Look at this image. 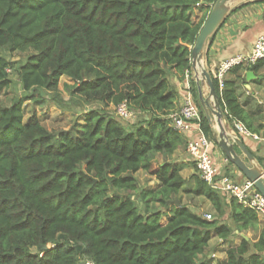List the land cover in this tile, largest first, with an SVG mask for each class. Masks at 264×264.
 Returning <instances> with one entry per match:
<instances>
[{
    "label": "trees",
    "instance_id": "1",
    "mask_svg": "<svg viewBox=\"0 0 264 264\" xmlns=\"http://www.w3.org/2000/svg\"><path fill=\"white\" fill-rule=\"evenodd\" d=\"M215 1L0 0V93L14 68L1 53L9 46L32 51L15 70L38 105L66 76L70 93L86 102L126 101L134 113L151 114L127 128L117 114L89 108L80 125L50 130L35 113L25 120L22 100L0 107V264H264V224L254 209L227 199L198 169L187 180L183 164L150 158L186 147L167 115L177 108L178 82L191 73V49ZM197 8L204 13L194 21ZM214 85L229 123L240 120L258 133L236 80L222 91ZM140 169L159 187L141 186ZM180 192L208 200L215 218L183 203ZM161 208L170 212L165 224ZM249 230L259 231L257 239L244 236ZM236 231L240 242L214 263L212 237L227 242Z\"/></svg>",
    "mask_w": 264,
    "mask_h": 264
},
{
    "label": "crops",
    "instance_id": "2",
    "mask_svg": "<svg viewBox=\"0 0 264 264\" xmlns=\"http://www.w3.org/2000/svg\"><path fill=\"white\" fill-rule=\"evenodd\" d=\"M236 7H238V9L229 15L227 20L207 43L204 65L210 72L222 60L231 58L239 53H250L253 42L257 36L264 33V1L246 0ZM249 71L253 70H231L227 73L226 80H236L240 101L245 106L248 121L254 128H260L258 133L253 132L256 136H243L242 138L248 148L253 152L256 161L264 168V65L260 67L257 72L253 71L254 75H251V78L247 77ZM190 80V75L187 73L184 82H178L180 97L176 105L177 107L181 106L185 99L192 98L190 91L191 87L189 86ZM228 124H230L229 121ZM214 127L215 125L212 128ZM183 134L188 140L192 135H196V132H186ZM233 136L234 133L231 128V132L229 133L231 140ZM211 143L213 152L220 151L219 157H216L214 153L213 155L216 163L220 166V173L224 174L228 169L226 167L228 163L224 162L225 154L222 152L221 148L217 147L213 142ZM238 152L240 153L239 149ZM172 156V160L184 164L185 168L182 170V175L184 170L191 171L190 174L193 173L192 168L188 167L191 161L187 155L186 147L177 149ZM235 173H239V171L236 169ZM195 199L201 200V203L195 207L196 211L206 214L204 206L209 207L208 209H212L210 202L202 196L195 197ZM246 235L250 237L248 234ZM241 236L242 233L236 231L231 238V240L234 241L232 244H238ZM214 237L216 236H213L212 239ZM219 244H221L222 247L219 257L220 260H223L226 256L225 251L229 245H227L228 242H223L220 239Z\"/></svg>",
    "mask_w": 264,
    "mask_h": 264
},
{
    "label": "rangeland",
    "instance_id": "3",
    "mask_svg": "<svg viewBox=\"0 0 264 264\" xmlns=\"http://www.w3.org/2000/svg\"><path fill=\"white\" fill-rule=\"evenodd\" d=\"M240 3L242 2L235 3L233 7L235 8ZM203 13H204V10H200L197 8L193 14L194 21L199 20L202 17ZM1 53L3 56H5L7 59H9L10 61L14 63V68H12V70L10 69L9 78L11 82H10L9 87L0 93V107L10 106L11 104L22 100L25 120L35 113L39 117L41 122L50 130L69 129L76 125H80L81 123L84 122V114L89 108L103 109L118 118V116L115 113L114 104L110 103L109 105H106L104 102H99V101L86 102L83 99H81L79 96L72 95L70 91L67 89L66 84H72L73 81L66 76L61 77L58 91L44 92L45 98L47 100V104H45V106H41V105L36 104L33 101H30L26 97L27 93L23 89L22 83L20 81L17 71L15 70V67L20 62L26 61L29 55L32 53V51L31 50L11 51L9 46H5L2 49ZM190 74H191V79L193 80V82L190 80V85H189L191 87L190 89L191 96H192L193 101L201 107L200 100H199L198 87H197L195 80L192 78L193 75L195 74V71L193 68L191 70V73H189V75ZM205 90L207 91V88ZM150 116H151L150 113L143 112V113H134V116H132L130 119H120V118L119 119L127 128H131L133 127V124L135 125L138 122L145 121L146 119H149ZM213 118L215 119L214 116ZM223 122H224V126L229 135V133L231 132L232 125L228 124V121L226 120V118L224 119ZM215 130L216 132L220 131L217 123H215V127L213 128L214 132ZM212 142L217 147H219V145L217 144V142L214 141L213 138H212ZM219 152L216 151L213 153L216 157L217 156L219 157L220 156ZM150 158L154 160L155 162L160 163L165 160H169V159L172 160L173 156L164 154V153H151ZM188 167L192 168L193 172L197 169L192 162L188 164ZM226 167L228 168L226 170V173L229 174L231 178H233L237 182H241L243 180L244 175L237 169V167L232 162L229 161ZM236 169L239 171V173H235ZM190 172L187 170H184L183 177L189 180L188 178L192 174V173L190 174ZM181 174H182V171H181ZM135 175L139 179L141 186L145 187L146 189L157 188L160 185V182L157 179V177L154 175H151L144 169H140ZM178 197H181L183 203L189 205L193 210H195V207H197V205L201 203V200L195 199L194 195L187 194L185 192H180L178 194ZM136 202H137V205L141 207V204L140 202H138L137 197H136ZM208 208L209 207L204 206L206 214L211 213L212 217L215 218L214 211ZM161 210L163 212L161 222L165 224L170 216V212H169V209H165V208H161ZM258 217H259V222H260L259 226L262 227V225L264 224V220L260 216ZM249 231L247 232V234L252 239H256L259 231L258 230H257L258 232L257 231L249 232ZM227 242H228L227 245H231L232 243H234V241L232 240L227 241ZM49 246H52V245H49ZM209 249H210L209 252L212 253L210 256L212 257L213 262L217 263L218 261H220L219 256H220V252L222 251V247H221V244H219L218 237H214L212 239Z\"/></svg>",
    "mask_w": 264,
    "mask_h": 264
},
{
    "label": "built area",
    "instance_id": "4",
    "mask_svg": "<svg viewBox=\"0 0 264 264\" xmlns=\"http://www.w3.org/2000/svg\"><path fill=\"white\" fill-rule=\"evenodd\" d=\"M264 59V33L257 36L253 42L252 49L248 54H236L235 56L220 61L211 71L213 79L216 80L219 90L225 87L226 76L236 65L244 67L252 66ZM10 70V69H9ZM115 113L124 118L130 119L134 112L129 109L126 101L115 106ZM167 118L170 125L182 133L196 132L186 144V152L190 161L196 166L201 177L214 187L227 193V199L235 197L244 206L255 210L258 216L264 220V195L255 187L254 183L244 177L241 182L235 181L229 174L220 173V166L216 163L212 141L201 128V110L192 98L185 99L181 106L171 110ZM232 131L235 137L256 136L240 120H233ZM230 160L225 156L224 162ZM206 218L213 219L211 213L205 214ZM214 255V254H213ZM84 264H96L92 259L85 258Z\"/></svg>",
    "mask_w": 264,
    "mask_h": 264
},
{
    "label": "water",
    "instance_id": "5",
    "mask_svg": "<svg viewBox=\"0 0 264 264\" xmlns=\"http://www.w3.org/2000/svg\"><path fill=\"white\" fill-rule=\"evenodd\" d=\"M244 1L246 0H216L212 4L209 14L197 34L195 43L191 49V66L195 71L192 78L196 81L200 104L207 120L212 127L217 123L220 129L219 132H214V141L217 142L230 162L237 167L244 177L251 180L255 187L264 195V168L256 161V157L248 148L243 138L233 136L231 140L229 137L223 122L226 115L218 100L214 79L211 72L204 65L206 46L209 39L214 36L220 26L233 12V5ZM251 75H254L253 71H249L247 77L251 78ZM206 88L207 91L205 90ZM175 202L179 204L178 200H175ZM244 236L249 238L247 235ZM48 247V245H44V249Z\"/></svg>",
    "mask_w": 264,
    "mask_h": 264
}]
</instances>
